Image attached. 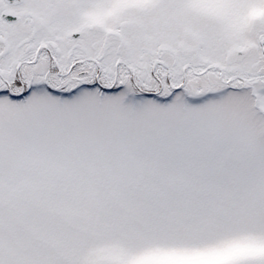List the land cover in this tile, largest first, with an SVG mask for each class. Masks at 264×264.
<instances>
[{"label":"snow or ice","instance_id":"1","mask_svg":"<svg viewBox=\"0 0 264 264\" xmlns=\"http://www.w3.org/2000/svg\"><path fill=\"white\" fill-rule=\"evenodd\" d=\"M0 264H264V0H0Z\"/></svg>","mask_w":264,"mask_h":264}]
</instances>
